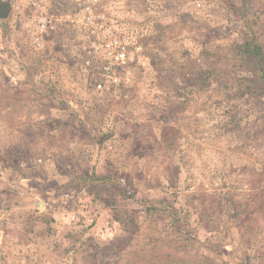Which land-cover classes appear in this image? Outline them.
Instances as JSON below:
<instances>
[{"label": "rangeland", "instance_id": "obj_1", "mask_svg": "<svg viewBox=\"0 0 264 264\" xmlns=\"http://www.w3.org/2000/svg\"><path fill=\"white\" fill-rule=\"evenodd\" d=\"M4 4L0 264H264V90L232 49L264 56V0ZM100 26L131 72L103 89Z\"/></svg>", "mask_w": 264, "mask_h": 264}, {"label": "built area", "instance_id": "obj_2", "mask_svg": "<svg viewBox=\"0 0 264 264\" xmlns=\"http://www.w3.org/2000/svg\"><path fill=\"white\" fill-rule=\"evenodd\" d=\"M90 7H87L86 14V24L88 26H93L95 16L92 14V10ZM49 18H41L35 27L37 31L36 36L34 37V43L39 44V40L43 33H46L47 30L52 29L50 27ZM96 29V27H93ZM99 28V26H97ZM102 29V43L97 45L94 41L91 42L90 49L95 52L99 50L102 53V65H101V74L102 80L97 83V89H103L104 84H108L110 86H117L118 84L128 81L131 72L128 68V43L124 40H121L117 37L110 36V29ZM139 49V48H138ZM90 61L87 60L85 62L86 65H89Z\"/></svg>", "mask_w": 264, "mask_h": 264}, {"label": "trees", "instance_id": "obj_3", "mask_svg": "<svg viewBox=\"0 0 264 264\" xmlns=\"http://www.w3.org/2000/svg\"><path fill=\"white\" fill-rule=\"evenodd\" d=\"M232 49L234 53H237V55L239 56V60L244 69L252 75V79L250 80V82L252 83V88L259 90L261 89L260 91L264 90V56L259 53V46H257L254 40L251 39L249 42H244L240 45L233 46ZM168 260L169 259L164 261L167 264H174L176 263V261H178V258L174 260L172 259V262H167ZM207 260L209 259H205V263L207 262ZM182 261L186 264H200V261L196 257H194L193 259H182ZM183 262L182 264H184Z\"/></svg>", "mask_w": 264, "mask_h": 264}, {"label": "water", "instance_id": "obj_4", "mask_svg": "<svg viewBox=\"0 0 264 264\" xmlns=\"http://www.w3.org/2000/svg\"><path fill=\"white\" fill-rule=\"evenodd\" d=\"M9 11V7L8 4H4L1 8H0V18H5L8 14Z\"/></svg>", "mask_w": 264, "mask_h": 264}]
</instances>
